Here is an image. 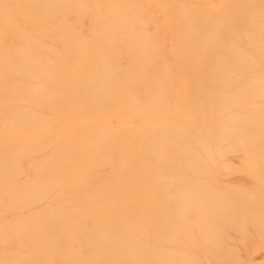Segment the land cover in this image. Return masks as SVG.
Wrapping results in <instances>:
<instances>
[{
    "label": "bare ground",
    "instance_id": "1",
    "mask_svg": "<svg viewBox=\"0 0 264 264\" xmlns=\"http://www.w3.org/2000/svg\"><path fill=\"white\" fill-rule=\"evenodd\" d=\"M264 256V0H0V264Z\"/></svg>",
    "mask_w": 264,
    "mask_h": 264
},
{
    "label": "rangeland",
    "instance_id": "2",
    "mask_svg": "<svg viewBox=\"0 0 264 264\" xmlns=\"http://www.w3.org/2000/svg\"><path fill=\"white\" fill-rule=\"evenodd\" d=\"M229 243L233 244L235 248L239 251L240 258L246 262L247 264H264V256H256L254 261L249 262L250 256L253 254V252L249 251H257L255 250L254 246L249 245L245 246L243 242L240 241H229ZM259 251H264V249L259 250Z\"/></svg>",
    "mask_w": 264,
    "mask_h": 264
}]
</instances>
